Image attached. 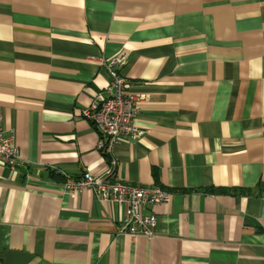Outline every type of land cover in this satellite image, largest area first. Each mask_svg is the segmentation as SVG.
Masks as SVG:
<instances>
[{"label": "crops", "instance_id": "1", "mask_svg": "<svg viewBox=\"0 0 264 264\" xmlns=\"http://www.w3.org/2000/svg\"><path fill=\"white\" fill-rule=\"evenodd\" d=\"M116 57L142 133L109 155L82 111ZM0 125V264H264V0H0ZM87 172L171 192L156 235Z\"/></svg>", "mask_w": 264, "mask_h": 264}, {"label": "built area", "instance_id": "2", "mask_svg": "<svg viewBox=\"0 0 264 264\" xmlns=\"http://www.w3.org/2000/svg\"><path fill=\"white\" fill-rule=\"evenodd\" d=\"M123 62L116 57L108 63L111 82L102 90L82 114L90 119L102 134L98 148L104 154H111L113 146L124 140L136 139L142 133L135 125L140 96L128 89L129 82L120 75L117 65ZM21 158V151L14 133L7 134L0 125V162L14 167ZM67 192L92 188L104 201L126 204V215L118 224L120 233L131 236L156 235L157 215L144 209L167 202L171 192L159 187H139L120 182H110L103 176L86 173L81 179L64 184Z\"/></svg>", "mask_w": 264, "mask_h": 264}, {"label": "trees", "instance_id": "3", "mask_svg": "<svg viewBox=\"0 0 264 264\" xmlns=\"http://www.w3.org/2000/svg\"><path fill=\"white\" fill-rule=\"evenodd\" d=\"M58 176V174H56V173H53V177H57ZM215 191H217V190H215V189H211V192H215ZM223 192L225 191V190H222Z\"/></svg>", "mask_w": 264, "mask_h": 264}]
</instances>
